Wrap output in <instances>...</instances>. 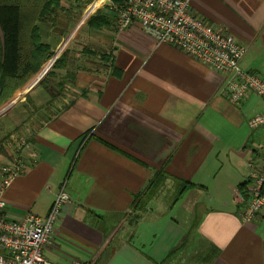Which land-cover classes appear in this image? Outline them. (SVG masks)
Returning a JSON list of instances; mask_svg holds the SVG:
<instances>
[{"label":"crops","instance_id":"crops-1","mask_svg":"<svg viewBox=\"0 0 264 264\" xmlns=\"http://www.w3.org/2000/svg\"><path fill=\"white\" fill-rule=\"evenodd\" d=\"M111 4L61 0L56 20L38 24L52 56L0 110L11 117L0 164L29 165L4 191L6 216H45L63 188L70 199L44 251L54 264H264V208L242 220L249 163L264 156V126L247 121L263 99L229 103L221 74L138 22L118 30ZM191 9L243 44L241 67L264 78V0ZM98 12L103 25L90 23ZM158 173L167 189L148 195Z\"/></svg>","mask_w":264,"mask_h":264},{"label":"built area","instance_id":"built-area-1","mask_svg":"<svg viewBox=\"0 0 264 264\" xmlns=\"http://www.w3.org/2000/svg\"><path fill=\"white\" fill-rule=\"evenodd\" d=\"M118 30L138 22L158 44L166 43L184 51L191 58L210 66L223 76L222 93L229 103H239L247 94H255L264 101V78L243 70L241 61L246 47L226 29L217 28L191 9V0H121L112 5ZM251 130L264 126V113L247 121ZM25 140L19 141L24 147ZM20 156L1 168L0 182V264H54L44 256L54 234L61 207L69 201L62 188L45 216L26 213L19 220L6 216L7 202L3 197L14 177L28 169ZM248 200L242 220H253L264 208V156L249 163ZM70 264H93L92 261L73 260Z\"/></svg>","mask_w":264,"mask_h":264},{"label":"trees","instance_id":"trees-1","mask_svg":"<svg viewBox=\"0 0 264 264\" xmlns=\"http://www.w3.org/2000/svg\"><path fill=\"white\" fill-rule=\"evenodd\" d=\"M120 1L112 0L111 6ZM60 9L61 0H0V106L36 75L52 56L51 47L40 38L38 24L54 22ZM95 20L103 25L108 18L98 12L90 23ZM60 63L56 62L54 66L59 68ZM46 82L47 78L42 83ZM48 91L53 96L51 85H48ZM160 175L156 174L145 193L159 185ZM142 198L134 202L133 207H138Z\"/></svg>","mask_w":264,"mask_h":264},{"label":"rangeland","instance_id":"rangeland-1","mask_svg":"<svg viewBox=\"0 0 264 264\" xmlns=\"http://www.w3.org/2000/svg\"><path fill=\"white\" fill-rule=\"evenodd\" d=\"M113 11V10H112ZM51 87L55 90V86H52L51 85ZM18 92L17 93H15V95H12L11 96V98H9L6 102H4L3 103V106H0L1 108H0V110L2 109V108H4V107H6L7 105H9V103H11L14 99H16L17 97H18ZM11 99V100H10ZM9 101V102H8ZM5 103H8V104H5ZM10 120H11V117L9 116V115H6V116H4V117H2L1 119H0V131H2V132H4V130L6 131L7 129H8V127L11 125V123H10ZM0 146H1V144H0ZM1 166H3L2 164H0V167ZM0 170H1V168H0ZM161 177H159L160 178V183H159V185L158 186H156L155 187V189H153V190H151V191H149V193L152 195L153 193L155 194V193H157V192H159L161 189H162V187H164V188H166L165 186H166V184H165V176L164 175H160ZM183 188H185V187H183ZM182 188V186L180 185V187H179V185L178 186H175V188H169L168 189V192H167V194L171 197V198H177V197H179V195H180V191L183 189ZM167 189V188H166ZM149 193H148V195H149ZM141 207L142 208H144L145 207V204L143 203L142 205H141Z\"/></svg>","mask_w":264,"mask_h":264},{"label":"bare ground","instance_id":"bare-ground-1","mask_svg":"<svg viewBox=\"0 0 264 264\" xmlns=\"http://www.w3.org/2000/svg\"><path fill=\"white\" fill-rule=\"evenodd\" d=\"M104 1V0H103Z\"/></svg>","mask_w":264,"mask_h":264}]
</instances>
